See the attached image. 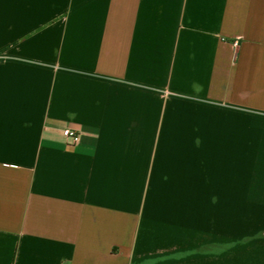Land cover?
<instances>
[{"label": "crops", "instance_id": "0c3cea01", "mask_svg": "<svg viewBox=\"0 0 264 264\" xmlns=\"http://www.w3.org/2000/svg\"><path fill=\"white\" fill-rule=\"evenodd\" d=\"M232 236L264 264V0H0V264H214Z\"/></svg>", "mask_w": 264, "mask_h": 264}, {"label": "rangeland", "instance_id": "374dc122", "mask_svg": "<svg viewBox=\"0 0 264 264\" xmlns=\"http://www.w3.org/2000/svg\"><path fill=\"white\" fill-rule=\"evenodd\" d=\"M254 238H248V239H238L232 236L231 238V256L232 259L231 261L224 260L222 258L223 255V248L222 245H215V260L214 264H254V260L248 259V260H238L237 257L240 254H244L245 252H254V244H249L252 243ZM249 242V243H247ZM230 251V250H229ZM241 252V253H240ZM201 264V262H200Z\"/></svg>", "mask_w": 264, "mask_h": 264}, {"label": "built area", "instance_id": "2783aa9c", "mask_svg": "<svg viewBox=\"0 0 264 264\" xmlns=\"http://www.w3.org/2000/svg\"><path fill=\"white\" fill-rule=\"evenodd\" d=\"M64 135L68 139H71L72 143H74V144L79 143L80 137H81L80 133H78L77 131L70 130V129L65 130Z\"/></svg>", "mask_w": 264, "mask_h": 264}]
</instances>
